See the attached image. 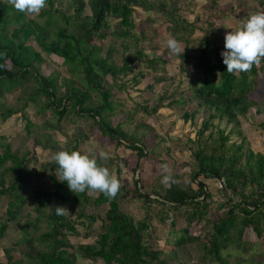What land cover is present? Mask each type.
Here are the masks:
<instances>
[{"label":"trees","instance_id":"1","mask_svg":"<svg viewBox=\"0 0 264 264\" xmlns=\"http://www.w3.org/2000/svg\"><path fill=\"white\" fill-rule=\"evenodd\" d=\"M57 2L58 0H47V6L38 15L40 19H44L40 22L15 10L8 0H0V99L3 93L24 86L30 78L37 87L33 88L27 102L37 109L45 121L48 117L46 113L50 117H56L58 123L68 117L89 120L93 123L90 130L97 131V135L116 141L117 145L136 152L140 157H148L140 140L124 132L121 125H110L108 117L115 108L112 94L97 79L110 76L116 80L119 75L126 74L131 69L134 59L140 61L142 55L136 51L134 58L126 59L123 67L116 69L109 62L113 50L109 48L103 57L101 52L109 36L138 41L130 33L135 27L132 7L140 6L149 11L154 10L153 5H148L146 0H71L70 7L74 13L68 15L67 10L55 8ZM171 7L174 8L173 4ZM86 8L90 15L81 18ZM175 10L167 12L161 7L156 11L170 18L163 28L184 44V54H180L181 72H185L186 53H193L191 68L196 71V79L187 95L182 92L171 94L172 100L168 105L192 108L184 110L181 117L185 122L192 120L200 108L205 109L208 117L203 120L194 140L190 141L196 169L190 172L187 183L181 186L169 180L168 188L162 193L153 188L148 192L147 189L151 186L143 179H139V188L138 184L135 186V193L143 199L147 212L151 203L160 206L156 215L147 214L148 219L155 216L160 223L166 224L170 216H175L177 218L170 221L171 228L175 227L178 219L184 223L183 228L170 232L175 239L171 252L164 254L154 245L152 235L155 234L151 233L153 228L147 220H134L122 211L120 193L115 199H109L102 193L75 194L69 190L66 182L57 179V165L50 163L45 169L49 172L52 190L34 186L32 211L36 217L24 223L21 229L22 239L15 242L17 245H24V258L9 255L5 264H24V259L28 264H77L78 261L86 262L85 264H179L182 259L179 253L184 247L197 248L205 263L227 264L229 254L226 252L229 248L249 252L243 243L245 230L253 232L257 239L264 238V155L245 149L244 140L240 144H228L229 134L224 135L219 130L215 138L212 134L205 136L214 119H226L228 123L237 126L238 117L248 115L252 107L258 106L256 96L263 89L258 85V80L260 73L264 71V59L259 66L254 65L250 72L240 73L239 76L226 72L222 50L213 39L205 36L200 42V48H189L194 40L191 39L194 25L182 18V21L177 19ZM110 18L117 21V28L112 32H108ZM30 39L35 42L39 52L29 43ZM41 54L60 58L77 81L66 80L59 85L56 75L43 76ZM140 62L152 71L161 69L160 66L166 63L161 58ZM114 87L122 89L116 84ZM93 91L98 95L94 102L90 95ZM162 100L163 98L157 102L152 112L162 107ZM25 106L26 103L19 109H7L0 102V119H10L23 111ZM143 110L148 112L146 108ZM26 124L30 125L31 122L27 121ZM80 141L81 138H77L72 145L59 150L79 151ZM4 147L0 166L9 160L13 165L6 167L3 174H0V199H6L0 239L4 237V231L10 224L18 223L24 215L29 217L30 213L23 211L26 200L21 190L32 176L39 180L41 177L32 174L31 169L37 162L34 158H28V154L20 158L15 156L9 143H5ZM96 160L101 165L100 160ZM10 172L14 177L6 183L4 176ZM214 175L224 183L225 190L220 188V192L225 196V201L209 215L212 194L203 180ZM139 189L147 194H142ZM148 195H153L155 199H149ZM68 203L77 205L80 209L75 220L65 215H56L55 207ZM90 205L94 208L107 207L101 220L92 213L85 215L84 211ZM221 211L223 213L220 216L216 215ZM203 222L209 224L202 229L208 227L210 231L203 235L193 234V230ZM43 223H46L45 231L39 233ZM89 224H97L100 229L94 244H72L67 239L68 235H79L77 226L83 228ZM88 236L89 234L85 235ZM35 245L39 248L36 249Z\"/></svg>","mask_w":264,"mask_h":264},{"label":"rangeland","instance_id":"2","mask_svg":"<svg viewBox=\"0 0 264 264\" xmlns=\"http://www.w3.org/2000/svg\"><path fill=\"white\" fill-rule=\"evenodd\" d=\"M70 1L58 0L55 8L67 10L68 15H72L74 11L70 7ZM146 3L150 6L153 5L154 10L145 11L140 6L132 7V19L134 20L135 27L130 30V33L131 35H135L139 40L136 41L131 38L117 39L109 36L105 40L101 56H105L108 49L111 48L113 52L109 62L113 63L116 69L122 68L126 59L134 58L136 51L141 53L142 57L139 60L142 62L145 59L161 58L166 63L160 66L161 69L152 71L151 69H147L146 65L134 59L130 65L131 69L126 74L119 75L116 80H113L110 76L98 78L97 82L110 90L112 94L111 99L115 108L108 117L110 125L112 127L121 125V129L124 132L140 140V143L144 145L145 154H148V157H140L136 152L122 145H117L116 141H111L97 135V131L90 130V126L93 123L89 120L68 117L58 123L56 117H50L46 113L48 117L45 121L37 109L27 102L29 94L33 92L35 86L37 87L35 81L30 78L24 86H19L11 92L3 93L0 102L5 108L19 109L24 106V103H26V106L23 111H19L10 119L6 121L0 119V156L5 151L4 144L9 143L11 152L15 156L20 158L22 155L28 154V158H34L37 161L32 169L30 167L32 163L29 164V169H31L33 175H40L41 177L39 180L37 177L32 176L31 180L21 190V194L26 200L23 211L29 212L30 215L28 218L24 215L18 223L10 224L4 231V237L0 239V264H5L9 255L17 258L22 257L25 252L24 245H17L15 242H19L22 239L21 229L24 223L28 220H34L36 217L35 212L32 211L34 186L39 185L45 188V190H52L49 172L45 168L48 164L53 163L50 162V156L57 152V150L62 149L60 143L61 137L66 138L68 141L63 148L72 145L75 139L81 138L78 146L79 151L89 154L95 159H99L102 166L107 167L110 172H113L120 179L122 187L119 192V200L122 211L134 220H147L151 224L153 228L151 233L155 234L152 235L154 245L160 248L164 254L170 253L173 249L172 242L174 243L175 239L170 235V232L183 228L184 223L178 219L175 224L176 228H171L169 224L173 218H177L175 216H170L166 224L160 223L159 218L155 216H151L148 219L147 214L156 215L160 206L157 203H151L148 206L150 210L147 212L142 203L143 199L135 193V186L138 184L139 188V179H143L144 182L147 181L149 186H151L147 189L148 192L153 188L156 192L162 193L164 189L168 188L169 180H173L181 186L187 183L190 172L196 169L191 156L190 149L192 145L190 141L194 140L197 130L200 128L203 120L208 117V113H206L205 109L200 108L192 120L185 122L181 116L185 109L192 110V108H178L177 105H168L172 100L171 94L182 92L187 95L188 89L194 84L196 71H193L191 68L194 55L192 52L186 53L184 59L186 62L184 65L185 72H181L179 68L181 63L180 55H171L165 47L166 39L173 37L169 30L165 31V28H163L170 18L158 13L156 10L163 7L167 12H171L175 8L177 19H184L189 8H185L184 10L183 8H177V6L172 8L171 0H146ZM174 3L177 4L176 2ZM254 3H260V1L254 0ZM208 6H211V4ZM86 15H90L88 8L82 12L81 18ZM248 17V14H246L245 19ZM27 18H34L40 22L44 20L38 16H29ZM227 20H229L230 25H226L225 22ZM220 21L218 25L220 27L217 26V32H213L212 37L216 36L217 47L224 51L225 34L231 31V29L238 28L241 19L239 21L232 20V15L230 14L227 18L224 15V19ZM108 22V32H112L117 28V21L110 18ZM180 24L182 25V23ZM204 28L207 27L204 26ZM197 29L200 28L196 27ZM203 35L204 33L197 32L193 38L191 36V39L194 40L189 45V48H200ZM29 43L39 52V48L34 41L30 39ZM181 45L184 48V44L181 43ZM41 55L43 59L41 74L43 76H48L49 74L56 75L59 85L66 80L77 81L75 76L70 73L69 68L63 65L60 58L53 55ZM136 81L139 83L135 84ZM114 84L118 87L121 86L122 89L114 87ZM258 85L263 88L258 91L256 96L258 106L252 107L248 115L238 117L237 126H234L235 124L233 123H228L226 119H214L212 127L205 136L212 134L213 138H215L219 130L224 132V135L229 134L228 144H240L244 140L245 149L264 155V71L259 75ZM60 90L63 92V89ZM90 95L93 102L97 100L98 95L96 91H93ZM162 98V107L152 112L153 107ZM174 98H177V96ZM143 108H146L148 112H145ZM27 121L31 122V124L27 125ZM47 123L50 125L47 126ZM70 130H72V135H69ZM101 150L108 151L110 158L101 160L99 157ZM12 165V161L9 160L0 166V174H3L6 167ZM166 176L169 179L167 183H164L163 181ZM13 177L14 174L10 172L5 174L4 180L7 183ZM203 184L212 194V203L208 208L210 215L220 203L225 201V196L221 194V187L216 180L204 179ZM140 192L144 195L147 194V192L145 193L142 190ZM148 198L155 199L153 195H148ZM61 207H66L69 211V214L65 215V217L73 220H75L80 210L77 205L71 203L63 204ZM5 209L6 199L2 198L0 199V226L4 222ZM106 211L107 207L105 206L94 208L90 205L84 213L85 215L92 213L101 220ZM222 213L221 211L216 215L220 216ZM83 221L86 224L88 223L87 220ZM208 224L203 222V224L193 230V234L198 235L201 233L203 235V233L210 231L208 227L205 230L202 229ZM90 226V224L83 228L77 226L76 229L79 235H68L67 239L72 244H94L97 240V235L100 234V229L97 227V224ZM45 228L46 223H43L39 233L44 232ZM86 234H89V236L85 237ZM243 243H245L249 252L244 253L235 247L229 248L226 252L229 254V257L226 259L227 264H264V238L257 239L254 233L247 229L244 232ZM35 247L36 249L39 248L36 245ZM226 253H223V255ZM179 255L182 258L179 264H219L208 261L206 263L203 262L201 253L197 248L184 247L181 249ZM161 258L163 259L164 256H161ZM239 258L243 259L240 260ZM85 263L83 261L77 262V264ZM24 264H28L25 259ZM96 264H100V262Z\"/></svg>","mask_w":264,"mask_h":264},{"label":"clouds","instance_id":"3","mask_svg":"<svg viewBox=\"0 0 264 264\" xmlns=\"http://www.w3.org/2000/svg\"><path fill=\"white\" fill-rule=\"evenodd\" d=\"M15 10L26 16H38L47 6V0H8ZM220 27V26H218ZM231 29V28H227ZM165 47L171 55L184 54L181 42L174 37H168ZM226 72L239 76L250 72L254 65L259 66L264 59V12L251 14L240 22V26L227 32L224 37V51L221 52ZM72 135V130L69 131ZM61 147L68 143L61 137ZM101 160L110 158L108 151L99 152ZM50 162L57 165L56 177L66 182L73 193H102L109 199H115L122 187L120 179L107 167L101 166L89 154L80 151L59 150L50 156ZM169 177L164 178L167 183ZM56 215H67L66 207H55Z\"/></svg>","mask_w":264,"mask_h":264},{"label":"crops","instance_id":"4","mask_svg":"<svg viewBox=\"0 0 264 264\" xmlns=\"http://www.w3.org/2000/svg\"><path fill=\"white\" fill-rule=\"evenodd\" d=\"M253 1L254 0H171V4H173L174 7L177 6L179 9L183 8V10L189 8V11H187L188 13H184L186 14L184 20L188 24L194 25L195 30L192 38L199 32L202 34L204 33L203 37L207 36L209 39H213L217 42L216 36L214 38L212 37L213 32H217L216 28L221 22L220 20L224 19V15L227 18V16L231 14L232 20L239 21L241 19L242 21L246 18V14L250 16L259 10H261L260 12H264V0H259L260 3L256 4H253ZM210 4L211 6H208ZM251 7L253 8L251 9ZM227 21L225 22L226 25H230L229 20ZM204 26L207 28H204ZM196 27L200 29L196 30Z\"/></svg>","mask_w":264,"mask_h":264},{"label":"water","instance_id":"5","mask_svg":"<svg viewBox=\"0 0 264 264\" xmlns=\"http://www.w3.org/2000/svg\"><path fill=\"white\" fill-rule=\"evenodd\" d=\"M207 178V177H206ZM207 179H212V180H216L218 183H219V185H220V187H221V189L224 191L225 190V186H224V183H223V181L221 180V179H219L217 176H211V177H208ZM140 187V186H139ZM141 191V190H140Z\"/></svg>","mask_w":264,"mask_h":264}]
</instances>
